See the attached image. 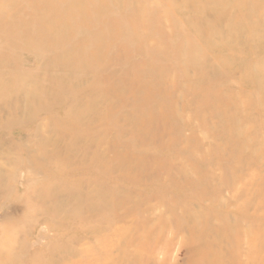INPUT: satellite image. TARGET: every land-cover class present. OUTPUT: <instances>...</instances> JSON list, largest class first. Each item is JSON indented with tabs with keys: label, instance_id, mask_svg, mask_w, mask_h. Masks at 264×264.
Masks as SVG:
<instances>
[{
	"label": "rangeland",
	"instance_id": "374dc122",
	"mask_svg": "<svg viewBox=\"0 0 264 264\" xmlns=\"http://www.w3.org/2000/svg\"><path fill=\"white\" fill-rule=\"evenodd\" d=\"M0 264H264V0H0Z\"/></svg>",
	"mask_w": 264,
	"mask_h": 264
},
{
	"label": "bare ground",
	"instance_id": "6f19581e",
	"mask_svg": "<svg viewBox=\"0 0 264 264\" xmlns=\"http://www.w3.org/2000/svg\"><path fill=\"white\" fill-rule=\"evenodd\" d=\"M46 33H48V32L46 31ZM119 61H120V60H119ZM107 74H108V73H107ZM108 76H109V75H108ZM52 77H53V76H52ZM40 86H42V84H41ZM53 94H54V93H53ZM23 99H24V98H23ZM23 99H22V100H23ZM23 102H24V101H23ZM25 102H26V100H25ZM25 104H26V103H25ZM25 104H24V105H25ZM29 104H30V103H29ZM84 121H85V120H84ZM84 121H83V122H84ZM54 145H55V144H54ZM51 186H52V185H51ZM54 186H55V185H54ZM48 187H50V186H48ZM48 187H46V188H48ZM53 190H57V187L55 186ZM54 192H55V191H54ZM55 193H56V192H55ZM61 194H62V193H61ZM64 200H65V199H62V200L60 201L61 203L58 204V206H57V208H56L57 210H60V209L64 208Z\"/></svg>",
	"mask_w": 264,
	"mask_h": 264
}]
</instances>
